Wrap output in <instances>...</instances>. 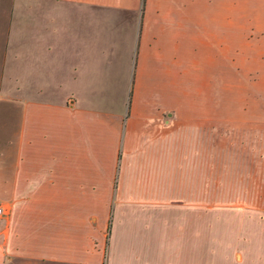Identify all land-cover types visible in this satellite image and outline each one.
Returning a JSON list of instances; mask_svg holds the SVG:
<instances>
[{
	"label": "crops",
	"instance_id": "1",
	"mask_svg": "<svg viewBox=\"0 0 264 264\" xmlns=\"http://www.w3.org/2000/svg\"><path fill=\"white\" fill-rule=\"evenodd\" d=\"M263 90L264 0H0V264H264Z\"/></svg>",
	"mask_w": 264,
	"mask_h": 264
},
{
	"label": "rangeland",
	"instance_id": "2",
	"mask_svg": "<svg viewBox=\"0 0 264 264\" xmlns=\"http://www.w3.org/2000/svg\"><path fill=\"white\" fill-rule=\"evenodd\" d=\"M243 90H240L242 92ZM131 92V91H130ZM129 92V97L131 93ZM264 92V90H263ZM238 93L237 89L231 88V98L232 96H236ZM174 96L173 91V77L167 76V87H166V98L167 101L171 100ZM236 140V139H235ZM239 142L236 141L235 144H238ZM257 146L264 147V124H263V130H261V135L257 136ZM260 157V154H257V159H262V161H257V200L256 201H240L238 202V205L245 204L244 207L247 209H253V205H255L256 213L257 210H259L261 213L262 218H264V153H262ZM251 191L253 189L251 188ZM138 206L134 207V210H137ZM236 219V218H235ZM145 220V217L139 216L135 218V221H133V225L130 228V239L128 244H132L135 248H138L139 251H141L142 244H157L158 243V225H159V218L158 216H155L151 218V221L149 222V218H146L145 223L143 224V221ZM237 221V219H236ZM230 225V224H228ZM232 225H230L231 227ZM153 228L154 232L151 233L149 230L150 228ZM215 227L218 231L214 233L215 239L224 240L227 239L230 240V244H244V243H237V232H230L229 236L227 235L226 230L223 231V224H220V222H216ZM233 236V237H232ZM240 242L242 240H239ZM228 242V241H227ZM213 244H216L213 243ZM108 250L106 251V260L108 259Z\"/></svg>",
	"mask_w": 264,
	"mask_h": 264
},
{
	"label": "built area",
	"instance_id": "3",
	"mask_svg": "<svg viewBox=\"0 0 264 264\" xmlns=\"http://www.w3.org/2000/svg\"><path fill=\"white\" fill-rule=\"evenodd\" d=\"M4 214H5L4 213V209H3V207L0 204V217H2Z\"/></svg>",
	"mask_w": 264,
	"mask_h": 264
}]
</instances>
